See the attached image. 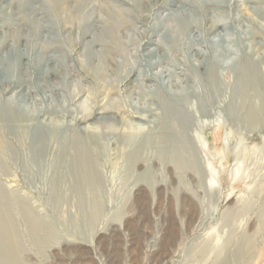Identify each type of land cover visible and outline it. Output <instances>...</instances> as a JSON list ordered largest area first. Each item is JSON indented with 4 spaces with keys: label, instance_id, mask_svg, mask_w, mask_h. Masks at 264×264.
<instances>
[{
    "label": "rangeland",
    "instance_id": "obj_1",
    "mask_svg": "<svg viewBox=\"0 0 264 264\" xmlns=\"http://www.w3.org/2000/svg\"><path fill=\"white\" fill-rule=\"evenodd\" d=\"M106 1L89 0L82 10L71 0L70 14L81 13L83 19L65 27L46 1L32 8L40 15L32 17L31 26L21 25L31 13L19 10L24 1L0 0V59L14 62L19 48L28 54L23 107L37 115L30 125L44 123L50 130L41 166L31 162L36 142L30 137L18 147L19 157L7 156L9 171L0 170L8 197L0 193V217L4 208L11 210L23 246L21 261L193 264L195 251L210 241L221 252L217 264H264V123L251 125L250 102L245 104L241 94L247 69L264 75V0H141L140 9L133 0H120L132 13L126 26L119 14L103 9ZM210 22L225 28L210 35ZM119 42L125 55L115 56V72L106 86L98 85L99 72L87 66L98 65ZM156 51L169 62L150 71L155 82L140 80L138 74L147 72L142 64ZM216 56L222 91L215 96L208 77ZM48 66L58 75H47ZM20 91L1 95V101L16 102ZM173 95L183 101L172 100ZM184 106L189 114L180 110ZM52 109L57 117L51 122L46 114ZM141 110L146 113L137 114ZM176 134L175 144L163 137ZM78 139L88 142L95 160L98 214L76 164ZM175 150L185 152L184 170L171 160ZM139 189L148 195L140 201ZM23 208L42 223L36 243ZM231 214L234 220L227 223ZM168 230L176 236L171 253L165 247ZM251 237L254 247L234 260L242 241ZM161 252L168 256L160 258Z\"/></svg>",
    "mask_w": 264,
    "mask_h": 264
},
{
    "label": "bare ground",
    "instance_id": "obj_2",
    "mask_svg": "<svg viewBox=\"0 0 264 264\" xmlns=\"http://www.w3.org/2000/svg\"><path fill=\"white\" fill-rule=\"evenodd\" d=\"M21 1H24V2L19 6V10H21V11L30 10L31 11L30 15L28 14L22 18L21 25H27V24L31 25L32 24L31 26H35V25H33L34 22L31 19L33 17L34 20H37V17L40 14H39V11H33L32 8H34L36 6L35 5L36 3H41L42 1H46L47 3L50 4V6L54 7L58 18L61 20L62 24L65 27L72 22H76V21L79 22V21H81V19H83L81 13H78L74 16H72L70 14L72 8L74 7V6L71 7L69 5L71 0H21ZM74 1L77 4V6H78V4H81V6L83 7L82 10H86L88 3H90L89 0H74ZM132 3H133V5L138 6L137 8H139L141 0H133ZM193 3H194V1H193ZM43 6H44V4H43ZM237 6H238V4H237ZM103 9L105 11H107L109 14L110 13H117V15L119 14L118 20L122 25L126 26L127 23H129V24L131 23L130 22V16H131L130 14H132V13L129 10V8L127 7V4L122 3L120 0H107L103 4ZM109 14H107L106 17ZM114 19H117V18H114ZM88 20H87V22H88ZM215 22H210V30H209L210 35L213 32L216 33L219 30V28H225L224 24L215 23ZM99 23H100V21H99ZM93 24H94V22H93ZM111 25L112 24H110V26ZM190 26L191 27H189V29L192 31H195V28H197L193 25H190ZM87 27L89 28L90 26H87ZM108 27H109V25H108ZM185 28H187V27H185ZM128 29H130V28L127 27V30ZM105 30H104V32H105ZM108 30L109 29H107V33H109L111 29L109 30V32H108ZM127 30H125V28H124V31L128 32L129 30L128 31ZM186 30H185V32H186ZM100 31L101 30H99L97 32H100ZM130 31H129V33H130ZM121 32H122V30H121ZM126 32H125V34H126ZM35 33H36V31H35ZM38 34L41 35V32ZM103 34H105V33H103ZM102 35H101V37H102ZM126 36H127V34H126ZM103 37L105 39V36H103ZM123 38L125 39V36ZM94 39L96 40V38H94ZM16 41H20V40L17 38ZM99 41H101V40H99ZM116 41L118 42L119 40L117 39ZM3 44H4L3 42H0V50L3 47ZM88 48H90V46ZM161 48L162 47H160V49ZM95 49H96V47H95ZM85 51H87V50H85ZM172 51L174 53L178 52V50L176 48L174 50L172 48ZM156 52H155V57L158 56L159 61L157 60V62H154L155 57L152 58V56H150V58H148V60H147L148 63L142 64V66H144L147 69V72H142V73L138 74V78L140 80L154 81V79H152V78L150 79L148 77L149 73H151L150 71H155L161 65L169 62V56L166 55V56L161 57L160 56L161 53H159V52L156 53ZM97 53H99V52H96V54ZM11 54H13V52ZM116 55L117 56L120 55L122 57L125 55V48H124V46L120 45V42L118 44L117 49L110 51L109 53H107V56L104 57V59H101V61H98V65L96 64V66H95V63L92 62L87 66L88 69H91L94 72H99L100 77L98 76V80H97L98 85L100 82L102 84V86H106L108 78L110 79V75H113V73L115 72L117 65H118V64L116 65V63H117V60L115 57ZM94 56H96V55H94ZM120 56H118V57H120ZM88 57L90 58V56H88ZM92 58H94V57H92ZM92 58L90 60H92ZM216 58H217V56L215 57L214 61H209L210 73H209V77H208V81H209L210 88H211L210 91L215 96H216V94H218V92L222 91L221 77L219 75L220 72L218 73V70H219V68H221L222 63H221V61L217 60L218 58L217 59ZM12 59L14 60V62H10L11 58L10 59L4 58L3 60L0 59V170L3 173L9 171V166L7 163L8 162L7 156L11 155L13 157H19L20 156V150L18 149V147L21 146L22 148H24L25 147V141L28 140L30 137L33 141L36 142V145L33 144V146H32L31 152H32V158L33 159L31 160V162L33 165H35L37 167L41 166V160L39 158H41L43 156V153L46 150V140L49 137L48 132H50V130L47 127H45L47 125L44 123H41L42 125L40 124L39 126L30 125V122L37 119V115L34 112H31V113L28 112L29 110L27 111L23 107V104L25 103V96L23 95V92H26V90L28 89V82H29L26 78V73L29 72V66H30V60H29L28 54L25 52L24 49L19 48L18 53H16V55ZM16 61H17V63H16ZM27 61H28V64L25 63ZM14 63H16V65H14ZM83 65H85V64H83ZM45 71H46V74L49 76L50 75L51 76H57L58 75V71H56V69L54 67L50 68L48 66ZM5 74H7V76H6L7 78L5 77ZM38 74H39V72H38ZM245 74H246L245 75L246 81H244V85L242 87V93L241 94H242V97L245 99L244 100L245 104H246V102H250V109H249V112L247 114V117H248L251 125L255 127V126L259 125L260 123H262V124L264 123V91H263L264 90V84H263L264 83V75L261 74V72L255 73L254 70H248V69L245 71ZM36 76H38V75H36ZM95 76L96 75L94 74V77ZM262 76H263V78H262ZM162 77H163V75H162ZM169 77H171V76H166V78L164 80H166ZM14 81L16 83H14ZM171 84L173 85L174 83H171ZM113 85H115V84H113ZM101 88H103V87H101ZM16 89L21 90L20 95H19L18 99L16 100V102L12 98L9 100L1 101V100H4V98H2L1 95H3V96L5 94L10 95ZM249 90L253 91L252 95L250 93H248ZM171 98H173L172 100H174V101H183L182 99L184 97L178 96V95H173ZM165 99L168 102V97H166ZM116 105L117 106L119 105L118 109L122 108L120 102L117 103ZM83 110H84V108H83ZM180 110L184 114H187V112H188V114L190 113V109L187 108L186 106H184L183 109H180ZM166 111L170 115V112L168 110H166ZM143 113H146V111L141 110V112L139 111V113H137V114H143ZM46 115H48V117L51 119V122H52V118L57 117V112H56V110L52 109L49 112H47ZM12 123H14L15 125L13 127H12V125L9 126ZM9 137H13L14 142H16V143L15 144L9 143L8 142ZM163 137L165 139H167L171 144H175L178 142L177 134H176V136L175 135H169V136L167 135V136H163ZM179 151L175 150L174 152L170 153L171 154V160L179 170H184L186 167L185 166V160H184L185 152H181V151L179 152ZM167 153H169V151ZM167 153H165V155ZM74 155L76 157V164L78 166V169L84 175L83 179H84L86 185L89 187V189H91V191H93V193H91V195L93 196L94 201L97 202V203H95L96 205L94 206V212H95V214H98L101 210V207H100V205H98L100 203L97 201V195L98 194H96V192H94V191H95L96 181L99 179H98L97 173L94 172V170H93L95 167L94 166L95 160L93 158L92 150H91L88 142L85 141L84 139H78L76 144H75ZM26 167H27V165H26ZM138 191L140 192L141 197L139 199H136V200L140 201L143 199L144 195H147V194L143 189L142 190L139 189ZM0 193L3 194V199L7 201L8 197L2 191L1 185H0ZM22 213H23V215H22L23 218L26 219L28 230H29L31 236L33 237L34 242L35 243L38 242L40 230L43 228L42 223L40 222V220L37 219V217L29 209L23 208ZM234 217H235V215L231 214L229 217H227L226 222L232 223V221L234 220ZM16 226L17 225L15 224V220L12 217L11 210H9L7 207L4 208L2 211V215L0 217V249H1V252L3 254V264H24L20 259V254H21V252H23V246H22L21 240L19 239ZM187 226H188V224H187ZM261 227H264V221H262ZM170 232L171 231L168 230L167 233L164 235V239H165V243H166L165 247L167 249V252H169V253H171L172 250L174 249L173 245L176 242V240H175L176 236H175L174 232L173 233H170ZM254 244H255V239L253 237L244 239L242 241L240 249L234 255V260L235 259L238 260L241 257H243V253H245V255H247V251L252 249V247H254ZM215 249H216V243H214L212 246L210 241H206L193 254V257L191 258L193 264L194 263H197V264H217L221 258V252L220 251L217 252ZM214 250L216 251L215 252L216 254L214 255L215 257L213 259H211L212 255L214 254ZM131 251H133V249H131ZM133 252H135V251H133ZM167 252L166 253L161 252L160 258H165L166 256H168ZM93 263H94V261H93Z\"/></svg>",
    "mask_w": 264,
    "mask_h": 264
}]
</instances>
